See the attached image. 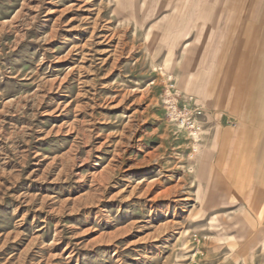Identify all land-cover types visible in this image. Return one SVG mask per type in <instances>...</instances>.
I'll use <instances>...</instances> for the list:
<instances>
[{
	"label": "rangeland",
	"instance_id": "rangeland-1",
	"mask_svg": "<svg viewBox=\"0 0 264 264\" xmlns=\"http://www.w3.org/2000/svg\"><path fill=\"white\" fill-rule=\"evenodd\" d=\"M262 95L264 0H0V264H264Z\"/></svg>",
	"mask_w": 264,
	"mask_h": 264
},
{
	"label": "built area",
	"instance_id": "built-area-1",
	"mask_svg": "<svg viewBox=\"0 0 264 264\" xmlns=\"http://www.w3.org/2000/svg\"><path fill=\"white\" fill-rule=\"evenodd\" d=\"M170 87L172 88V86L170 85V86H167L166 88H167V90H166V92H165V95L169 98V97H172V101H173V104H169L170 103V101H168L167 103L169 104V107L171 108V107H173L172 109H175L176 110V105H175V102H177V100H178V94L176 93V92H173V90H170ZM185 112H187V110L186 109H182V110H180V113L181 114H183V113H185ZM184 123V120L182 121V124ZM194 123H192V122H189L188 124H187V126H190L189 128H193L194 127V125H193ZM198 131V127H196V131L194 132V133H196Z\"/></svg>",
	"mask_w": 264,
	"mask_h": 264
},
{
	"label": "crops",
	"instance_id": "crops-1",
	"mask_svg": "<svg viewBox=\"0 0 264 264\" xmlns=\"http://www.w3.org/2000/svg\"><path fill=\"white\" fill-rule=\"evenodd\" d=\"M236 96H237L236 97V99H237L236 104H237L238 107H235V103H234V104H232L233 105V108L232 109L237 108L238 109L237 111H239L240 109H243L244 108V107L243 108L240 107V105H241L240 104V101H241V99H245V98H244V96H240V95H236ZM240 97H242V98H240ZM260 100H264V95L260 96Z\"/></svg>",
	"mask_w": 264,
	"mask_h": 264
},
{
	"label": "bare ground",
	"instance_id": "bare-ground-1",
	"mask_svg": "<svg viewBox=\"0 0 264 264\" xmlns=\"http://www.w3.org/2000/svg\"><path fill=\"white\" fill-rule=\"evenodd\" d=\"M223 157H224V156H223ZM223 160H224V159H223ZM223 164H224V163H223ZM223 164H221V165H223ZM252 194H253V193H252ZM253 195H254V194H253ZM252 198H253V199L250 198V202H249V203H250V204H249L250 208L253 207V206H256L255 204H256V201H257V199H258V198L256 199L255 197H252ZM181 208H182V207H181Z\"/></svg>",
	"mask_w": 264,
	"mask_h": 264
}]
</instances>
